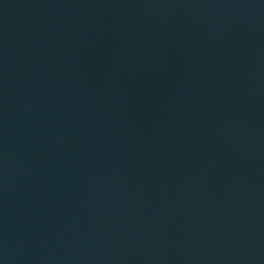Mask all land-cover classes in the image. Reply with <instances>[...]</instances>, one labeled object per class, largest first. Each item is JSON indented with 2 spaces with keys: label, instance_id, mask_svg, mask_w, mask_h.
Segmentation results:
<instances>
[{
  "label": "water",
  "instance_id": "1",
  "mask_svg": "<svg viewBox=\"0 0 264 264\" xmlns=\"http://www.w3.org/2000/svg\"><path fill=\"white\" fill-rule=\"evenodd\" d=\"M0 264H264V0H0Z\"/></svg>",
  "mask_w": 264,
  "mask_h": 264
}]
</instances>
